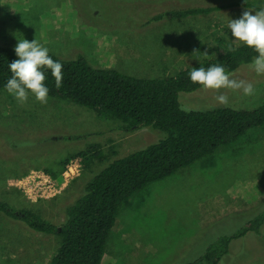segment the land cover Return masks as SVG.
<instances>
[{"label":"rangeland","instance_id":"rangeland-1","mask_svg":"<svg viewBox=\"0 0 264 264\" xmlns=\"http://www.w3.org/2000/svg\"><path fill=\"white\" fill-rule=\"evenodd\" d=\"M243 3L264 9V0H0V45L15 49L20 39H36L59 59L82 56L93 68L163 78L241 45L228 23L246 10L255 14L237 5ZM190 7L217 10L185 19L152 20ZM248 65L240 66L233 78L253 83L255 96L229 91L225 107L216 93L200 88L179 94L181 108L256 109L264 103V76ZM164 136L147 128L125 131L118 121L103 120L92 110L56 98L41 104L30 95L21 105L2 90L0 201L59 225L65 208L82 194L91 177L113 159ZM93 148L105 159H93L88 168L75 161L62 166L67 157ZM30 172L49 177L50 196H29L18 187ZM263 202L264 126L134 195L118 211L100 264L190 263L218 236L234 232L258 213ZM261 233L264 237V225ZM59 242L58 236L35 232L0 212V264H48ZM220 264H264V241L249 234L232 242Z\"/></svg>","mask_w":264,"mask_h":264},{"label":"trees","instance_id":"trees-1","mask_svg":"<svg viewBox=\"0 0 264 264\" xmlns=\"http://www.w3.org/2000/svg\"><path fill=\"white\" fill-rule=\"evenodd\" d=\"M237 5L253 11L263 9L246 3ZM215 10V7L181 8L152 20L185 19ZM49 55L63 65L60 88H56L51 71L45 70L49 97L92 110L103 120L118 121L125 131L147 128L161 131L165 136L110 161L86 182L82 194L65 208L59 225L45 221L30 210L16 211L0 201V212L5 216L23 221L35 232L59 237V245L48 264H100L118 211L129 205L134 195L221 148L234 146L250 131L264 126V103L251 111L232 108L185 111L179 103L180 93L202 88L191 82L192 68L221 65L234 73L240 66L250 64L257 53L242 44L163 78H136L112 69L93 68L82 56L63 60L52 53ZM17 59L15 49L0 45V91L6 90L5 85L11 78L9 64ZM93 159L105 158L93 148L67 157L62 166L75 161L88 168ZM248 219L234 232L218 236L197 259L187 264H220L230 244L249 234L263 242L264 202L260 211Z\"/></svg>","mask_w":264,"mask_h":264},{"label":"clouds","instance_id":"clouds-1","mask_svg":"<svg viewBox=\"0 0 264 264\" xmlns=\"http://www.w3.org/2000/svg\"><path fill=\"white\" fill-rule=\"evenodd\" d=\"M228 28L239 44L257 53L248 67L257 75L264 76V9L255 11V14H252L251 10L244 11L241 18L229 21ZM15 53L18 59L9 64L11 78L5 85L6 91L21 105L27 103L30 95L39 103L47 104L49 88L45 85V70L51 71L56 88H60L63 81V65L53 60L49 49L36 39L31 42L24 38L18 40ZM189 77L191 82L200 85L203 91L216 93V100L225 107L229 106V91L245 97L257 94L253 83L233 78V73L221 65L192 68Z\"/></svg>","mask_w":264,"mask_h":264},{"label":"built area","instance_id":"built-area-1","mask_svg":"<svg viewBox=\"0 0 264 264\" xmlns=\"http://www.w3.org/2000/svg\"><path fill=\"white\" fill-rule=\"evenodd\" d=\"M69 173L72 174L71 167H68ZM67 174V173H65ZM20 187L27 195L34 197L50 196L53 189V184L49 177L44 173L30 172L24 178L18 181Z\"/></svg>","mask_w":264,"mask_h":264},{"label":"crops","instance_id":"crops-1","mask_svg":"<svg viewBox=\"0 0 264 264\" xmlns=\"http://www.w3.org/2000/svg\"><path fill=\"white\" fill-rule=\"evenodd\" d=\"M115 226V225H114ZM114 228V227H113Z\"/></svg>","mask_w":264,"mask_h":264}]
</instances>
